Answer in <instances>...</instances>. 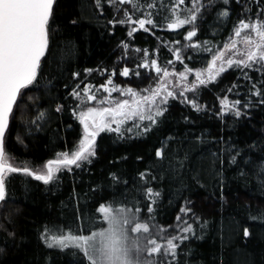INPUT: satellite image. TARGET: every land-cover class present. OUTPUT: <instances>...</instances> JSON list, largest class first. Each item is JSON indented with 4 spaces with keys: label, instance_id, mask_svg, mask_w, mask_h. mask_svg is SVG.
<instances>
[{
    "label": "trees",
    "instance_id": "obj_1",
    "mask_svg": "<svg viewBox=\"0 0 264 264\" xmlns=\"http://www.w3.org/2000/svg\"><path fill=\"white\" fill-rule=\"evenodd\" d=\"M202 3L205 7L197 16L198 34L193 38L202 47L191 48L184 47L191 42L183 37L192 26L166 28L171 0L157 3L155 28L138 30L131 37L132 26L109 23L123 19L124 9L133 13V19L139 18L129 4L110 6L100 0L98 8L94 0H55L40 75L21 90L10 115L4 145L8 163L39 171L57 154H71L77 148L83 131L73 110L81 111L83 106L70 95L76 85L82 92L86 85L98 88L111 79L120 88H152L159 83L154 72L141 68L139 77L120 75L124 67L135 69L141 63L144 50L149 62L156 59L168 70L182 72L185 66L206 70L213 52L229 42L239 20L259 16L264 21V0ZM185 4L191 6L189 0ZM225 10L229 15L222 17ZM204 42L213 52L204 50ZM176 47L181 48L183 64L174 61ZM169 60L174 63L168 64ZM87 69L93 71L89 74ZM182 84L150 131H142L150 125L146 120L131 133L124 128L122 136L102 132L91 162L71 172L61 171L53 183L6 173V200L0 203V264H89L78 250L49 248L45 236L90 235L101 230L105 222L100 206L131 209L139 223L148 224L150 238L161 245L180 234L178 226H185V221L191 224L193 233L180 243L173 264H264V103H260L264 69L233 67L214 83L187 92V99L195 100L201 111L184 102ZM253 84L261 96L251 94ZM225 98L240 101L239 117L231 112L219 114V102ZM57 106H62L59 112ZM41 113L43 119H38ZM162 147L160 159L156 152ZM140 173H147L146 180ZM148 187L159 193L151 204L144 196ZM182 208L191 211L185 214ZM170 259L162 249L153 264Z\"/></svg>",
    "mask_w": 264,
    "mask_h": 264
},
{
    "label": "snow or ice",
    "instance_id": "obj_2",
    "mask_svg": "<svg viewBox=\"0 0 264 264\" xmlns=\"http://www.w3.org/2000/svg\"><path fill=\"white\" fill-rule=\"evenodd\" d=\"M94 2L99 8L100 0H94ZM105 2L110 6L129 4L134 13H140L139 18L133 19V13H129L127 9H124L123 19L109 21L113 25L119 23L132 26L128 31L129 37L138 30L148 32L151 28L156 27L153 11L157 9L159 0H145L144 3H141V0H105ZM54 3L55 0H0V202L6 200V173H23L44 184L53 183L58 179V174L61 171L71 172L73 167L78 169L82 164L91 162L90 158L95 156L96 139L102 132H114L122 136V126L130 120L149 121L150 125L144 127L142 131H150L151 125H154L157 118L167 110L161 106L166 105L169 98H176L175 91L169 90L172 85V80L169 78L176 77L178 81L183 82L180 95L184 98V102L190 104L196 111H201L203 108L195 100L187 99L185 95L187 92L195 93L200 86L214 83L222 73L233 67L240 71L247 69L259 72L264 69V21L260 20L259 16L252 21L239 20L234 26L233 35L229 37V42L215 52H213V48L206 46L207 42H204V50L213 52L206 70L194 71L185 66L182 72L176 73L174 70L170 72L167 68H162L156 59L149 62L147 59L149 53L144 50V59L141 63L137 64L135 69L124 67L120 75L139 77L140 72L138 69L141 68L154 72L159 83L151 92L146 88L143 90L146 94L141 95L132 88L124 89L114 86L111 79L100 85L99 88L86 85L82 90L83 94L77 90L80 86L76 85L70 95L76 98L81 105L96 101V92L102 90L107 93L106 97L98 101L101 107H87L86 110L78 112L75 109L73 110L83 126V138L77 148L71 154L68 152L57 154V158L47 161L46 165L39 171H33L27 165L13 167L8 163L4 146L9 116L21 90L32 86L40 75L42 60L48 54L49 24ZM189 4L190 7L185 4V0H171V6L168 8L170 15L166 17L168 20L166 28L176 30L185 25L192 26L191 30H188L183 37L185 41L191 43L184 45V47L201 48L202 45L194 41L193 38L198 34L195 26L197 16L205 5L202 0H189ZM181 12L184 14L183 18L180 17ZM220 15L227 17L229 13L225 10ZM175 44L179 45L180 41H175ZM122 47L127 50L128 44L124 43ZM135 51L140 52L141 50L135 49ZM229 53L231 55H228ZM173 56L174 61L183 64L180 47L173 50ZM226 56L227 58H225ZM174 61L169 60L167 63L173 64ZM85 71L90 74L93 70L87 69ZM115 74V70H113L111 75L115 76ZM189 74H194L195 77L190 86L187 84ZM244 75L248 76V73L244 72ZM73 76L78 78L80 74L74 73ZM248 79L251 80V77L249 76ZM253 89L252 95L257 97L262 95L255 84H253ZM228 91H231V89ZM113 92H119L121 95L130 97L131 100L113 101L111 99ZM219 103L221 106L219 114L221 116L229 112L237 117L241 115L238 107L240 105L239 100L229 102L225 98L220 100ZM260 103H264V99L260 100ZM106 104L112 106H103ZM61 107L57 106L56 111L59 112ZM38 119H43V113L38 116ZM134 127L140 129V124L136 123ZM126 131L131 133L133 127H128ZM156 156L163 159V147L157 150ZM146 176L147 173H140L142 180H146ZM113 178L115 179L114 176ZM144 196L151 204L155 202V198L159 196V193L153 192V189L148 187ZM147 211L152 212L151 206L147 207ZM190 211V208L181 209V212L185 214ZM98 212L107 225L104 231L92 232L88 236L53 235L48 240L47 246L49 248L54 246L76 248L85 255L89 264H97V257L102 258L101 264H117L118 260L123 264V257L127 254L128 249L126 247L114 248L111 242L122 224L127 227V224H125V221H127V223L134 224L131 231L136 234V239L132 241V247L137 253L142 252L145 258H154L160 255L163 249V256L171 258L166 261V264H173L180 243L188 238L187 233H193L192 225L185 221V226H178L180 234L167 239L166 243L161 245L155 239L150 238L151 234L147 223L135 222V213L129 215L126 209H120L118 214H113V210L105 206H100ZM121 216L124 217L123 220ZM177 220L179 221L180 217H177ZM160 231H163V229ZM248 234L245 230V236ZM141 241H143V248L139 246Z\"/></svg>",
    "mask_w": 264,
    "mask_h": 264
},
{
    "label": "rangeland",
    "instance_id": "obj_3",
    "mask_svg": "<svg viewBox=\"0 0 264 264\" xmlns=\"http://www.w3.org/2000/svg\"><path fill=\"white\" fill-rule=\"evenodd\" d=\"M170 72H172L173 70H169ZM195 71V70H194ZM176 72V71H175ZM176 73H179V72H176ZM190 78L192 79L191 82H193L195 80V77H194V74H189L187 76V82L189 83L190 82ZM172 80V85L170 86L169 90H174L176 92V90L178 88L181 87V83L180 81H178V78L176 77H171L169 78ZM157 85L153 86L152 88H149V92H151L152 89H154ZM99 88V87H98ZM129 88V87H127ZM127 88H124V89H127ZM138 93H140L141 95H145L146 93H144L143 91H137ZM180 92V91H179ZM96 96L97 94L98 95H102V97H98L97 96V100L96 101H92L90 103H87L86 104H83V108L82 110H86L87 107H101V105L98 103V101L104 97L107 96V93H105L104 91H99V92H96L95 93ZM111 99L113 101H119V100H123V99H130V97L128 96H124V95H121V93L119 92H113L111 94ZM103 106H112V105H109V104H106V105H103ZM164 105H162L161 107H163ZM146 121V120H145ZM144 122V121H143ZM143 122H140V121H129L127 124L123 125L122 126V129L126 128L127 127H130L132 126L133 129L135 128L134 127V124L136 123H139L140 126L142 125ZM113 127H115V125H113ZM82 131H83V126H82ZM82 138H83V135H82ZM81 138V139H82ZM81 141V140H80ZM79 145V144H78ZM46 165V164H45ZM112 210H113V214H118L119 213V210L120 209H117V208H112L110 207ZM127 210V213L129 215H131L132 213H135L134 211H132L131 209H126ZM121 219L123 220L124 217L121 216ZM139 217L137 216V214L135 213V222L136 223H139ZM125 224H127V227H125L123 224L121 226V228L119 229L118 233L114 236L113 240H112V246L114 248H121V247H126L128 249L127 251V254L123 257V264H153V261L155 260V258L157 257H154V258H145L141 253H137L133 247H132V241L136 239V234L133 233L131 231V228L134 226V224H130V223H127V221H125ZM107 225L105 223V226L101 229V230H98L94 233H99L101 231H104L106 229ZM150 230V229H149ZM68 235V234H67ZM73 236H80V235H74V234H71ZM53 236V235H47L45 236V240L46 242H48V240L50 239V237ZM84 236H88V235H84ZM126 237V239H125ZM92 239V238H90ZM157 241V240H156ZM157 243H159L157 241ZM141 248H143V241L140 242V245H139ZM54 248H58V249H75V250H78L76 248H73V247H68V248H61L59 246H54ZM80 251V250H78ZM81 252V251H80ZM82 253V252H81ZM83 254V253H82ZM84 255V254H83ZM85 256V255H84ZM101 261H102V258L101 257H97V264H101ZM117 264H121V261H117Z\"/></svg>",
    "mask_w": 264,
    "mask_h": 264
},
{
    "label": "water",
    "instance_id": "obj_4",
    "mask_svg": "<svg viewBox=\"0 0 264 264\" xmlns=\"http://www.w3.org/2000/svg\"><path fill=\"white\" fill-rule=\"evenodd\" d=\"M19 95V94H18ZM17 101V100H16ZM16 103V102H15ZM15 103H14V105H15ZM14 105H13V108H14ZM13 111V110H12ZM10 115H11V113H10ZM9 120H10V116H9ZM8 129V128H7ZM7 131V130H6ZM6 134V133H5ZM1 203V202H0Z\"/></svg>",
    "mask_w": 264,
    "mask_h": 264
}]
</instances>
